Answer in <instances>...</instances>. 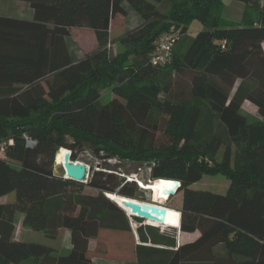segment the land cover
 <instances>
[{
  "label": "trees",
  "instance_id": "obj_1",
  "mask_svg": "<svg viewBox=\"0 0 264 264\" xmlns=\"http://www.w3.org/2000/svg\"><path fill=\"white\" fill-rule=\"evenodd\" d=\"M3 1L32 14L0 13V141L14 142L0 155V196L14 193L0 203V264H99L87 256L98 231H130L127 212L105 194L140 199L145 189L107 168L87 172L86 183L56 174L61 147L73 161L89 149L104 162L143 165L142 183H180L179 210L166 207L178 214L174 227L180 216V231L199 236L177 245L174 234L138 227L133 264H264V0H237L239 22L222 17L223 0ZM117 14H137L140 24L112 56ZM192 20L202 29L180 50ZM72 27L91 29L96 48L78 51ZM169 28L178 36L172 61L153 66L154 42ZM108 87L113 96L100 104ZM245 100L258 118L247 119ZM218 174L229 183L224 193L193 188ZM16 213L33 231L69 230L71 249L14 240Z\"/></svg>",
  "mask_w": 264,
  "mask_h": 264
},
{
  "label": "rangeland",
  "instance_id": "obj_2",
  "mask_svg": "<svg viewBox=\"0 0 264 264\" xmlns=\"http://www.w3.org/2000/svg\"><path fill=\"white\" fill-rule=\"evenodd\" d=\"M164 5H161L160 7L164 8ZM19 6H21V4L19 3L0 0V13H10V15H15V13L19 12L20 14L24 15L26 13L25 8H17ZM139 24L140 19L137 14H129L126 17H122L121 15L117 14L112 18L109 29L111 38L110 41L111 44H113L110 48L112 56L114 55L113 53H116L119 50V48H122L118 39L121 38L128 29L131 30L133 28H136ZM200 27L201 23L198 20H192L189 23L186 32L182 35L179 42L176 44V47H179L180 50H184L191 38L200 30ZM69 33L70 36L68 37V40L77 46L76 49L78 51L80 50L82 53H90L96 48L95 35L91 29L75 27L69 30ZM111 96H113V93L110 87L103 89V91H101L99 103L105 104L109 102ZM241 107L248 120L258 118L257 107L251 102L245 101ZM222 150L223 147L218 152L216 161H219L221 159ZM78 157L79 159L75 160V162H81L85 164L88 169V173L94 170H104V168H107L117 173H121V175H127V177L129 178H126V180L131 182L135 181L134 183L137 187L139 186L143 189L145 188L142 183L143 181L141 182V179H144L146 177L147 167H143V165L129 161H119L113 158L104 162L103 160H99L91 156L89 149L81 152ZM139 165L140 167H138ZM53 171L56 174H63L62 167L55 164V162L53 165ZM88 177L89 176L87 175V177L84 179L85 182L83 183H86ZM137 180L141 183L139 184ZM228 184V180L219 174L213 176L205 175L201 178V180L194 184L193 188L222 194L226 191ZM84 192L90 194L97 193L96 190L91 189L87 186L85 187ZM13 194L8 193L5 195V197L11 199ZM136 194L140 198L136 200L154 203L160 206L163 205L164 208H166V206H172V208H175L180 204L182 198L181 193L177 192L170 195V198L167 201H165V198L168 194L161 199V202L153 201L151 193L148 189H138L136 191ZM1 197L2 196H0V198ZM175 209L179 210L177 208ZM165 211V222H159L158 225H151L146 221V219L127 213L130 222V231H111L102 229L98 232L95 239L88 243L87 256L90 257L92 261L99 264H133L135 260L134 248L137 243H140L137 234L138 227H141L144 231H148V229H146L147 227H153L151 230L153 233H164L168 235L174 234L177 245L180 243H184V241H187L188 237H193L190 235L183 236L180 230L174 228V225H176V222L178 220V214L176 212L171 211L170 208H167V210ZM22 216L23 215L17 213L14 219L15 224L18 226V229H22V234H20L19 236L20 238H30L26 240H35L38 238H40L41 240L44 239L51 243V248L54 249L55 254L64 255L71 249L72 245L70 242L69 230H58L55 234L49 236L44 232H36L28 228L23 224Z\"/></svg>",
  "mask_w": 264,
  "mask_h": 264
},
{
  "label": "water",
  "instance_id": "obj_3",
  "mask_svg": "<svg viewBox=\"0 0 264 264\" xmlns=\"http://www.w3.org/2000/svg\"><path fill=\"white\" fill-rule=\"evenodd\" d=\"M61 167L63 169L64 177L82 183L85 182L84 179L87 177L88 169L85 164L81 162H75L71 159L70 150H68V152L64 154ZM179 185L180 183L178 182L176 187L177 189ZM175 191L176 189H170L167 191V193L170 196L174 194ZM121 202L123 207H120L128 208L130 213L134 216L144 219H150L160 223L165 222L166 211L162 206H159L154 203H151L149 205L145 203L142 204L141 201L128 197H124Z\"/></svg>",
  "mask_w": 264,
  "mask_h": 264
},
{
  "label": "crops",
  "instance_id": "obj_4",
  "mask_svg": "<svg viewBox=\"0 0 264 264\" xmlns=\"http://www.w3.org/2000/svg\"><path fill=\"white\" fill-rule=\"evenodd\" d=\"M24 8H25V12H26V13L24 12L25 13L24 15L20 14L19 12L15 13V15H10V13L9 14L3 13V14H6L8 16H13V17L30 19L32 12L27 7H24ZM15 10H16V8H15ZM244 10H245V5H244L243 2H240V1H237V0H223V9H222L221 15H222L223 18H225L227 20L234 21V22H239L241 20V18H242ZM122 17H124V16H122ZM72 28H75V27H72ZM72 28H69V30H71ZM201 29H202V25L200 27V30ZM109 34H110V32H109ZM110 40H111V38H110ZM110 45H113V44H111V41H110ZM262 47L264 49V41L262 42ZM245 101H248V100H245ZM248 102H250V101H248ZM11 193L13 194V192H11ZM13 198H14V194L12 195L11 199H8L7 197H5V195H3L0 198V203L6 202L8 200L10 201ZM169 207L172 208V206H169ZM179 207H180V204L178 206H176L175 208L179 209ZM165 210H167V209H165ZM171 211H173V210L171 209ZM19 214H21V213H19ZM15 215H17V213ZM14 225H15V229H14V233H13V239L14 240H17V241H36V242H40V243L46 244L49 247L52 246L50 242H48V241H46L44 239L41 240L40 238H38V239H35V240H26V239H30V238H25V239L24 238H20L19 236H20V234H22V229H20V228L18 229V226L15 224V221H14ZM60 230H67V229H60ZM101 230H99V231H101ZM20 231H21V233H20ZM36 232H40V231H36ZM181 234H183V236L184 235L185 236H189V235L193 236V237H188V240L186 239L187 241H184V242L193 241L194 239H196L199 236V232L197 230L194 231V232H181ZM94 239H91L88 243H90Z\"/></svg>",
  "mask_w": 264,
  "mask_h": 264
},
{
  "label": "built area",
  "instance_id": "obj_5",
  "mask_svg": "<svg viewBox=\"0 0 264 264\" xmlns=\"http://www.w3.org/2000/svg\"><path fill=\"white\" fill-rule=\"evenodd\" d=\"M177 40H178V36H176V34L174 33L173 28H169V30L163 32L159 37H157L154 42L153 50L151 51L149 57L150 63L153 66H157V67L159 66L165 67L169 65L173 58V49ZM23 137L25 139L24 141L27 146H33L35 144V141L32 138L28 137L27 135H23ZM7 145H13L12 138H8L7 140L0 141V155L4 154L5 147ZM179 222H180V217H179Z\"/></svg>",
  "mask_w": 264,
  "mask_h": 264
},
{
  "label": "bare ground",
  "instance_id": "obj_6",
  "mask_svg": "<svg viewBox=\"0 0 264 264\" xmlns=\"http://www.w3.org/2000/svg\"><path fill=\"white\" fill-rule=\"evenodd\" d=\"M67 152H68V149L61 147L55 154V157H54L55 164L61 166L62 162H63V156ZM176 183H178V182H176ZM143 186L150 191L153 201L161 202V199L168 194L167 191L170 189H173L174 183H172L169 179L159 178V179H155L153 181H150L148 183H143ZM106 194L117 205L123 207L122 202H121L122 199H124L123 196L117 195L115 193H106ZM141 203L142 204L145 203L147 205L151 204L149 202H143V201H141ZM162 207H164V206L162 205ZM123 209L127 213L131 214L128 208H123ZM164 209H167V208H164ZM146 221L151 225H158V223H159V222H156V221H153L150 219H146Z\"/></svg>",
  "mask_w": 264,
  "mask_h": 264
},
{
  "label": "clouds",
  "instance_id": "obj_7",
  "mask_svg": "<svg viewBox=\"0 0 264 264\" xmlns=\"http://www.w3.org/2000/svg\"><path fill=\"white\" fill-rule=\"evenodd\" d=\"M150 182V181H149ZM144 189H146V188H144ZM109 198V197H108ZM180 213V212H179ZM180 217V216H179ZM179 226H180V222H179ZM178 226V227H179ZM178 227H174V228H176V229H178V230H180Z\"/></svg>",
  "mask_w": 264,
  "mask_h": 264
}]
</instances>
